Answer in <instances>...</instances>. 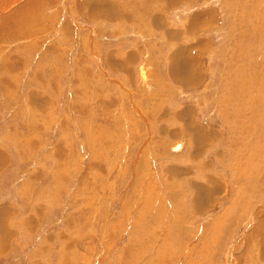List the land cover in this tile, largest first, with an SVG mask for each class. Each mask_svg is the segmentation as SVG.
Masks as SVG:
<instances>
[{
	"label": "rangeland",
	"instance_id": "1",
	"mask_svg": "<svg viewBox=\"0 0 264 264\" xmlns=\"http://www.w3.org/2000/svg\"><path fill=\"white\" fill-rule=\"evenodd\" d=\"M7 1L0 264H264V0Z\"/></svg>",
	"mask_w": 264,
	"mask_h": 264
},
{
	"label": "crops",
	"instance_id": "2",
	"mask_svg": "<svg viewBox=\"0 0 264 264\" xmlns=\"http://www.w3.org/2000/svg\"><path fill=\"white\" fill-rule=\"evenodd\" d=\"M15 1L16 0H8L5 3V6L3 7V9L7 8L8 6H10V4H13V2H15ZM177 1L178 0H156L157 3L155 5H157V7L159 9V12H157L154 7L148 9V6L147 5L148 4H151V0H145V5L142 2L141 5L138 4L140 6H138L137 8L141 9V10H139V12L142 13V12L145 11L147 14H149V18L148 19H145L143 21L149 20L150 22L154 23L156 21V19H159L158 20V25H161L162 24L161 23V19H162L163 12L165 11L166 8L170 7L171 5L173 6V5L177 4L178 3ZM197 1H200V0H193V1H191V0H183L181 2L179 1L180 3H182V6H181V9L180 10L179 9L177 10V12H180V14H182L183 12L190 14L189 16H184V17H183V15L180 16L181 22H185V20H186L187 23L185 25L182 24V26L181 25H179V26H172V27L178 29V33L175 34V37H174L175 39H173V37H171V38H164L163 37L162 38V44L163 45L160 47V50H163L164 49V46H167L169 44H173L174 46L178 45L180 38L181 37L184 38V34L187 32V29H191L193 31L197 30V32H198V35L197 36L200 37V34L202 35V33L205 32V30L202 29V25H204L206 22L209 21L208 24L210 26L208 28H210L211 26H213V24H211V21L209 20L210 19L209 16H212V17H215L216 18V11H215V9L214 8L213 9L208 8L207 10L206 9L205 10H199V7L192 8L191 5L193 3L195 4ZM212 4L213 3L208 2L207 7H210ZM184 5H187L189 9L187 7H186L187 9H185V6ZM145 7H146V9L144 10ZM94 9H96V12L99 11V9L96 8V7H94L92 10L94 11ZM16 12L19 13V10H17ZM151 13H152V15H151ZM156 14H158V15L156 16ZM162 26L165 27V25H163V24H162ZM153 27H155V24L150 26V28H153ZM172 27H170V28H172ZM155 28L161 29V33L164 32V29L161 28V27H155ZM202 40H203V38H202ZM202 40L200 42H202ZM200 42H198V43H200ZM203 42L205 43V41H203ZM174 52H176V55L177 56H180V57H184L183 52L185 54L187 53L184 49H183V52H182L180 47L178 49H176ZM177 58H175V59H177ZM7 72H8V75H10L12 73V71H7ZM7 72H6V74H7ZM10 90H12V89L10 88L9 91ZM9 91L7 92V95L9 93ZM200 141L201 140H198V142H200ZM198 145L200 146V143H198ZM176 146H177V149L182 148L181 147L182 146V143H175V147ZM173 148H174V145H173ZM194 187L195 186H193V188ZM203 188H204L203 186L198 185V186H196L195 190H197L198 191V194H200V191ZM193 199L194 200L192 202H183L182 203V219H181V221L178 220V222H177L176 225H183L185 223V220H186L187 217L192 218L191 216L188 215L189 212H190V210H191V206L198 207L201 204H206L208 202V200H210L209 198L207 199L206 197H203L200 200L199 195H198L197 198H193ZM202 200H203V202H201ZM257 210H258V206H257ZM252 215L255 216L256 215V211H253L252 212ZM259 216H260V214L258 212L257 213V216H256V218H258L257 220H259ZM261 224H263V223H261Z\"/></svg>",
	"mask_w": 264,
	"mask_h": 264
},
{
	"label": "bare ground",
	"instance_id": "3",
	"mask_svg": "<svg viewBox=\"0 0 264 264\" xmlns=\"http://www.w3.org/2000/svg\"><path fill=\"white\" fill-rule=\"evenodd\" d=\"M184 65V64H183ZM187 68V67H186ZM143 71V70H142ZM183 71V70H182ZM185 71V70H184ZM143 73V72H142ZM180 78H181V76H180ZM183 80V79H182Z\"/></svg>",
	"mask_w": 264,
	"mask_h": 264
}]
</instances>
